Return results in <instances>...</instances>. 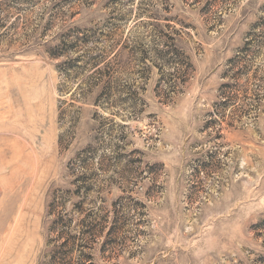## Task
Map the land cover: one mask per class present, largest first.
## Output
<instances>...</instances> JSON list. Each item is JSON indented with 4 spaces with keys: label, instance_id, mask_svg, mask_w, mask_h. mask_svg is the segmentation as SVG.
<instances>
[{
    "label": "rangeland",
    "instance_id": "1",
    "mask_svg": "<svg viewBox=\"0 0 264 264\" xmlns=\"http://www.w3.org/2000/svg\"><path fill=\"white\" fill-rule=\"evenodd\" d=\"M20 7L31 18L21 32L37 30L28 44H0V264H67L70 257L73 264H255L264 256V87L256 79H264V44L242 75L239 106L211 117L229 61L264 22V0ZM54 13L57 21L40 37ZM155 25L178 31L190 63L171 100L158 91L169 78L161 60L142 59L159 42ZM70 28L94 30L98 42L51 57ZM84 50L91 57L105 51L110 75L95 73ZM71 58L74 66L64 70ZM110 85L118 91L112 105L97 104ZM128 91L141 98L136 113L135 102L120 96ZM60 198L75 208L74 224L104 215L111 222L118 213L115 240L107 227L84 250L89 260L81 248L56 243L51 204Z\"/></svg>",
    "mask_w": 264,
    "mask_h": 264
},
{
    "label": "trees",
    "instance_id": "2",
    "mask_svg": "<svg viewBox=\"0 0 264 264\" xmlns=\"http://www.w3.org/2000/svg\"><path fill=\"white\" fill-rule=\"evenodd\" d=\"M39 2H41V0H0V44L1 42L6 41L10 44H16L19 40H22V38H25L27 44L32 42L30 38L33 36L34 31H36L37 28H35L31 34H28V31L26 33L21 32V29L25 27V30H27L28 25H31V18L28 17V10L24 9L23 11V8L20 7V5H23L24 7H30V5L31 7H35L39 4ZM58 16L59 13H54L53 15L50 14L49 21L46 26H44L45 31L41 32L40 37L44 36L46 32H48L52 24L57 21ZM13 17H15L14 21H12ZM263 23L264 22L256 24V26L249 33L245 44L238 51L236 57L229 61V68L224 75V78L228 79V82L223 83L219 89V95L223 101L216 103V109L211 114L212 119L213 115L219 116L220 114V116H223L228 108H235L239 106L237 105L239 102V93L245 86V84L241 83L242 75L244 73L248 74L253 68V65L250 63L251 58L256 57L259 53L255 49L256 46L258 44H264ZM137 27L138 22H136L128 32L132 33V31L137 29ZM155 31H158L159 33V42L155 44V47L150 50H146V53H149V55L147 57H142V59L149 60L152 58V63L150 65L155 64L154 58L161 60L160 62H162V66H160V70H162L163 75L169 76V78L165 82L168 85V87H166V91H163V81L159 82L158 91L160 93L164 92L163 94H165L166 98L171 100L177 93L180 92L181 87L186 83L190 63L187 61V57L183 50L178 46V37L173 35V33L177 32L179 36L177 30L166 33L164 30H161L158 25H155ZM94 33V30L70 28L62 33L59 38V43L54 45L50 50H48V52L51 57L56 58L63 56L68 57L71 53H79L81 47L90 40L98 42L94 39ZM84 52L85 57H89V61L86 63L90 65L91 69H93L95 73L107 74L108 72L110 75V71L106 72L108 62H106L107 59L104 55L105 51L95 57H91L89 50H84ZM119 53L120 50H116L115 56L119 55ZM75 62L76 60H74V58H71L70 60L68 59V61L63 64L64 70H70V68L74 66ZM165 67L170 69L168 74H165V71L163 70ZM256 79L260 83L258 87H260L261 91L264 87V79L261 77ZM115 94H118L117 88L110 85L99 93L96 103L103 106L104 104L112 105L113 101L111 100ZM136 95V92L131 91L124 92L120 95L121 97L124 96L122 101L125 103L130 102V100L135 102V113L137 110V100H141V98L138 99ZM232 111L236 112L237 110ZM73 210L75 211V208H73ZM74 211L70 212V210L67 209L65 202L62 201V198L54 200L51 204V213L58 215L57 219L54 221V241L59 243L60 246L68 248L69 251H74L77 247L81 248V258L83 260H89L90 254L85 253L84 250L87 248L91 249L92 246L99 241L100 237H103L107 227L109 228V234H112L113 239L115 240L117 234L122 228L119 225V215L118 213L114 214L115 220L111 222L108 221V216L104 215L101 216V218L98 216L99 219L95 218L94 221L90 222H87L86 218H83L79 223L74 224ZM76 211L83 213L82 208L77 209ZM107 223H109V225H107ZM105 243L107 245H113L115 241L110 240L109 242V240H107ZM71 261L72 257H70V262L67 264H73ZM58 264L61 263L59 262ZM255 264H264V256L259 257Z\"/></svg>",
    "mask_w": 264,
    "mask_h": 264
}]
</instances>
